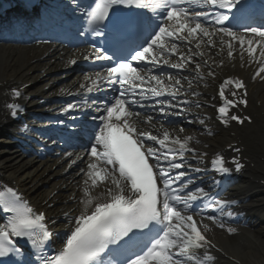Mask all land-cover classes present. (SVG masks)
Returning a JSON list of instances; mask_svg holds the SVG:
<instances>
[{"label":"snow or ice","instance_id":"6c2138e0","mask_svg":"<svg viewBox=\"0 0 264 264\" xmlns=\"http://www.w3.org/2000/svg\"><path fill=\"white\" fill-rule=\"evenodd\" d=\"M72 2L83 13L91 34L103 36L106 45H93L84 59L111 64L95 73V78L85 76V80H90L97 90L101 86H115L117 94L110 100L100 101L96 111L102 114L93 117L100 123L90 131L85 130L91 146L87 151L86 169H80L86 177L80 198L82 209L73 217L64 213L68 217V233L59 249L50 247L57 233L49 226L46 214L31 207L15 189L3 186L0 264H202L200 249H205V260H213L206 250L211 245L205 234L209 225L193 215V212L199 215L200 203L213 194L204 187H191L194 181L189 171H202L187 162L186 153H193V158H197L198 150L190 147L192 137H181L177 130L163 124L157 128L153 117L147 116L146 123L155 129L154 134L152 130L138 127L133 117L141 116L135 108L144 109L143 102L147 100H154L150 107L164 116H181L187 111L181 108L182 104L201 106L203 102L199 100L177 101L186 92L198 97L200 94L193 85L205 78L201 63L194 58L202 53L181 47L194 41L195 48L200 49L205 43L215 47L218 40L221 50L227 49L229 58H233L238 48L242 61L247 55L249 63L258 64L255 75L260 76L264 73V24L253 27L232 23L243 18L245 0H203L200 10H193L192 0L155 3L153 0H91L85 7L76 0ZM121 6L140 11L122 14L118 10ZM70 62L76 63V60ZM165 68L178 73L188 71L190 76L178 77L166 73ZM207 76L214 77L215 73L210 69ZM182 80L186 81L187 89ZM244 88L239 78L229 77L220 83L218 95L223 103L216 111L224 124L229 119L244 122L239 116L230 115V109L247 103L243 97L237 98L236 90ZM21 95L19 90L12 92L13 97ZM5 107L12 117L23 111L15 101L6 103ZM75 107L68 105V109ZM172 109L179 110L170 113ZM198 122L205 123L203 119ZM178 131L182 133L184 129ZM206 155L199 153V156ZM231 162L235 171L242 169L238 158L233 157ZM211 167L224 175L233 171L220 153L211 160ZM216 183L214 180L213 184ZM101 185L102 192L93 195ZM236 203L212 199L208 207ZM207 219L218 220L215 215ZM55 223L51 221V225ZM18 239L30 245L35 260L31 256L25 259V252L17 246Z\"/></svg>","mask_w":264,"mask_h":264},{"label":"bare ground","instance_id":"6f19581e","mask_svg":"<svg viewBox=\"0 0 264 264\" xmlns=\"http://www.w3.org/2000/svg\"><path fill=\"white\" fill-rule=\"evenodd\" d=\"M199 50L203 55L210 54L208 55L210 63L223 61L224 66L227 63V72L223 71L219 78H212L208 82L209 87L214 85L215 88H218L229 74L231 76L237 73L243 77L245 75L247 78L248 74L256 72L259 67L256 62L249 63L247 55L242 61L238 55L239 49L233 53V58H229L227 49L221 50L220 44L217 43L215 47L202 44ZM61 52L60 49L50 48L47 45L20 47L0 45V84L3 85L4 82L9 81L10 77L20 78L22 82H28L32 85L33 90H30V93L37 92L44 95L42 93L44 86L48 81L54 79L52 75L48 76L47 73L62 70L67 65L65 59L68 53ZM33 59L36 61L33 62ZM222 68L224 67L222 66ZM27 72L31 73L26 75ZM51 87L48 88L51 89ZM50 89H47L46 93ZM211 91V88L205 87L204 89L205 93ZM259 99L262 104L259 109L261 111L263 110L264 95L260 96ZM207 113L210 114L211 112ZM212 125L213 122L209 119L205 126ZM195 132L200 133V130L197 129ZM244 133L246 134V143L250 145L251 154L262 158L257 161L255 177L264 178V116L260 114L255 123L248 127ZM204 140L207 143L211 142V150H216L230 141L223 130H220L211 141L208 138H204ZM249 157L252 159L251 155ZM63 161L57 157L41 161L32 157H23L16 150H5L4 148L0 151V175L5 179L14 180L20 191L30 199L31 204L44 209L46 215L55 214L56 216V214L65 212L69 213V217H73L78 215L82 209L80 198L83 194L75 196L78 180L76 176L71 175V172L75 170L71 168L70 162ZM62 165L69 169L63 171ZM252 173L253 171H251ZM101 188V186L96 188L93 195H99ZM262 188L261 184L253 185L244 182V184L237 185L233 189L235 195H243L248 192L252 194L245 205L247 214H249L247 222L249 227L243 229V235H225L223 237L219 233L214 235L225 252L241 259L242 264H264V189ZM66 218L68 221V217ZM219 264L233 263L225 260L220 261Z\"/></svg>","mask_w":264,"mask_h":264}]
</instances>
